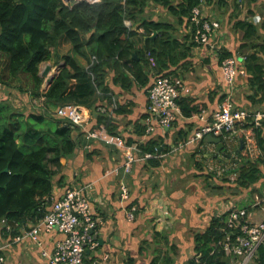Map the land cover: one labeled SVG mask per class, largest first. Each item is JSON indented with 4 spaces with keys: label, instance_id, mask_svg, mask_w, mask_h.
Masks as SVG:
<instances>
[{
    "label": "trees",
    "instance_id": "trees-1",
    "mask_svg": "<svg viewBox=\"0 0 264 264\" xmlns=\"http://www.w3.org/2000/svg\"><path fill=\"white\" fill-rule=\"evenodd\" d=\"M239 1L75 0L67 4L64 0H0V80L3 87L11 86L25 91L33 100L45 96L43 106L34 102V112L26 115L15 110L14 103L6 99L7 95H0V244H16V238L29 230V225L35 226L52 209L51 196L61 199L72 188L65 176L72 174L69 169L68 173L64 172L61 158L76 155L79 134L102 124L111 134H117L119 123L116 115L132 110L116 99L113 87L126 92L134 86L146 88L149 96L157 78H178L183 73L180 68L193 63L191 56L199 45L194 39L198 25L192 20L193 7L205 5V9L217 8L223 13L227 12L234 20L232 26L243 32L238 52L247 56L243 80L250 92L246 95L250 105L244 107L236 101L233 103L236 108L264 110V42H260L259 34L264 25L259 26L254 19H245V15L240 17L242 10ZM243 1L245 13L248 14L253 13L257 3L262 0ZM153 6H162L176 21L155 16L150 12ZM249 7L251 10L247 9ZM64 37L70 41L73 53L58 56L52 47H56ZM134 51H137V57L133 56ZM219 51L220 65L223 58L236 54L234 49L221 48ZM53 57L60 64L59 73L48 87H44L41 65ZM81 57L88 61L89 67L82 63ZM61 60L64 61L62 64ZM110 73L113 75L110 76ZM224 100L225 95L218 99L220 103L216 110ZM65 103L86 106L91 113L94 111L95 117L92 116L84 127L58 118L53 110ZM178 104L181 112L175 121L199 115L203 110L201 105L193 104V99L189 97H180ZM150 115L147 109L135 122L136 126L142 128L138 133H148L146 124L141 125L140 119ZM242 127L253 129L259 155L254 158L242 154L241 148L245 147L243 137L237 149L240 162L230 161L225 177L219 180L217 173L210 171L195 175L214 177L218 181L215 185L221 189L215 193L221 197L228 190L231 191L230 196H244L243 190H247L262 200L264 118L259 126L250 118ZM160 128L168 132L164 127ZM187 133L180 129L177 135L181 136H176L175 141L179 137L186 140ZM133 141L134 138L130 137L127 143ZM206 141L203 138L202 142ZM164 143V137L149 138L146 142L138 143V154H151V157L144 159L151 166H159L162 158L159 157V148ZM164 149L167 147L163 148V152ZM85 156L92 158L93 151H86ZM216 156L227 164L221 151ZM197 164L201 169L202 164ZM233 173H236L235 179L230 178ZM63 186L64 189L56 194L55 188ZM227 215L228 211L214 214L203 230L194 233L192 253H185L180 264H240L241 257L218 246L223 244L227 234L224 230ZM242 220H248V216ZM165 240L170 243L168 235ZM152 263L157 264L156 258ZM251 264H264V241L257 248Z\"/></svg>",
    "mask_w": 264,
    "mask_h": 264
},
{
    "label": "crops",
    "instance_id": "crops-1",
    "mask_svg": "<svg viewBox=\"0 0 264 264\" xmlns=\"http://www.w3.org/2000/svg\"><path fill=\"white\" fill-rule=\"evenodd\" d=\"M239 8L242 10L240 17L245 15V19L252 20L251 15H260L257 13L258 11L247 14L244 7L239 6ZM203 12L221 19L224 38L219 47L228 50L234 49L237 53L235 37L224 25L221 15L208 7L204 8ZM179 31L182 32V29ZM52 50L58 56L73 53L72 45L65 37L61 38L58 45L52 47ZM191 57H193V63H189L186 68L185 66L180 68L183 73L180 72L179 77L184 80L181 97L193 99V104L201 105L203 110L199 115L177 119L171 127L165 128L168 131L166 133L159 124L155 131L151 132L153 134L138 133V130L142 128L136 126L135 122L141 114L146 113L149 105H147L146 88L134 86L131 91L126 92L113 87L116 99L132 110L126 114L116 115L115 118L119 123L117 133L125 135L127 142L130 137L134 138L131 144L128 143L131 148L140 142H146L149 138L164 137L165 143L159 153V157H162L161 165L151 166L146 159H139L136 148H133V151L138 159L128 164L126 150L120 149L114 144L108 145L101 140H89L86 138V132L77 137L78 152L76 155L71 158H61L64 172L68 173L67 169H69L72 174L71 176L65 175L66 179L70 180L72 187L85 182L93 183L88 192L92 213L98 222L95 235L98 246L86 251L85 264H153L154 258H156L157 264H180L185 253H192L194 233L203 230L214 214L223 213L226 210L225 206L229 207V204L232 203V199L236 198L234 200L237 201L241 197V195L230 196V194L231 198L226 195L221 197L211 188L205 189L209 185L207 180H212L211 177L204 175L200 176V179L196 178L195 174L198 172L206 174L210 168H214V172L217 174L225 173L224 171L230 167V161L239 163L240 158H235L239 156L238 145L240 141L246 140V133L251 128L245 129L239 124L236 138L238 136L240 139L232 142L230 149L224 141L225 150L234 156L232 160L225 159L227 164H224L223 161L221 164H217L219 157L216 155L219 151L216 144L210 142L207 137H204L207 140L205 143L202 142L203 139L193 142L187 140L197 128L211 120L218 103H220L218 99L223 95L226 98L228 95V85L219 64L220 56H217V53L209 46L199 44L194 48ZM80 59L86 67L89 66L85 58L81 57ZM55 60L56 57H53L52 60L41 65L42 68L46 64L51 65L49 75L59 72L60 64ZM60 62L62 64L64 61ZM111 75L113 73H110ZM245 76L239 75L240 78L237 79V87L231 94V100L248 107L250 101L246 95L250 92L247 89V83L243 80ZM46 85L45 81L44 86H49ZM14 88L5 86L0 91V95L3 93L5 96L7 95L6 99L14 103L16 111L26 115L34 112L33 108H36L34 102L37 103V100H33L32 96L25 91H21V94L15 93L16 89L14 90ZM10 92L12 95L9 94ZM17 94L19 95L16 99ZM103 110L106 109L103 108ZM140 123L145 125V118L140 119ZM180 129L188 132L187 141L181 137L175 141L176 136H181L177 135ZM165 147L167 149H164L163 152ZM254 148L258 156L260 150L257 147L256 138ZM241 149H243L242 154L245 155L247 149L245 147ZM86 151H93L92 158L85 156ZM222 155L224 157L223 153ZM197 162L202 164L201 169ZM230 178L235 179L236 173L230 174ZM123 184L129 190L128 199L121 198ZM63 189L64 186L55 188L54 191L58 194ZM261 202H264V199ZM261 202L252 205L251 209L257 206L264 208V203ZM259 210L262 209L250 212L251 221L259 222L260 218H264V214L258 215ZM255 216H259V218H255ZM29 227L31 230L34 226L29 225ZM155 234L158 235L155 236ZM167 235L170 243L165 240ZM40 236L42 246L35 240L30 239V241L29 238L16 239V244L5 249L8 251L9 262L12 264H49L41 254L42 247L53 251L56 241L63 238L64 235L58 230H53L51 232L42 231ZM171 245L173 247H170Z\"/></svg>",
    "mask_w": 264,
    "mask_h": 264
},
{
    "label": "built area",
    "instance_id": "built-area-1",
    "mask_svg": "<svg viewBox=\"0 0 264 264\" xmlns=\"http://www.w3.org/2000/svg\"><path fill=\"white\" fill-rule=\"evenodd\" d=\"M98 2L100 0H89ZM244 1H239V6L243 7ZM205 5L195 6L192 9V20L198 25L194 33V39L200 45L209 46L213 49L217 56H220L219 44L224 38L221 19L213 17L210 13L203 12ZM247 56L237 52L235 55L227 56L221 61V68L224 79L228 85V95L219 105V108L213 113L211 120L206 122L201 129L194 132L189 142L203 139L208 134L222 137L228 148L231 143L238 141L236 138L237 126L244 124L250 118L256 126L261 124L264 118V110H248L236 108L231 94L237 87V79L239 75H246ZM89 67V66H88ZM184 88V80L182 77L171 78L170 76H162L155 80L149 91L148 111L151 114L145 119L147 132L155 131L156 124L161 127L169 128L173 125L176 116L181 112L178 99L182 95ZM3 89V83L0 80V91ZM45 101V96H41L37 100V104L41 107ZM58 118L70 120L73 124L85 126L92 117L91 110L83 105L75 103H65L54 110ZM120 134H111L105 125L89 130L86 132V138L89 140H101L107 144H114L120 149L126 150L128 164L138 159L133 148L129 146L127 140ZM248 143L255 146V135L253 129H249L246 133ZM253 155L254 150H250ZM151 154L140 156L139 159L151 157ZM93 183L88 182L69 188L61 199L51 196L53 202L52 209L37 222L31 230L24 232L22 236L16 239H24L31 237L40 246L42 242L38 235V231L44 230L50 232L58 230L64 235L56 241L55 248L50 251L42 247V253L47 258L49 264H85L86 251L95 249L98 246L96 239L97 220L93 216L91 200L89 197V189ZM121 198H129V190L125 184L121 186ZM228 216L226 219L227 232L225 240L218 246L223 247L242 258L241 264H250L259 245L264 241V220L259 222L243 221L242 218L248 212L246 208L231 209L227 208ZM250 222V223H249ZM11 246L9 243L0 244V264H10L7 260L4 250Z\"/></svg>",
    "mask_w": 264,
    "mask_h": 264
},
{
    "label": "rangeland",
    "instance_id": "rangeland-1",
    "mask_svg": "<svg viewBox=\"0 0 264 264\" xmlns=\"http://www.w3.org/2000/svg\"><path fill=\"white\" fill-rule=\"evenodd\" d=\"M73 1H75V0H71V2H73ZM71 2H69V3H71ZM154 9V10H153ZM247 9H249V10H251V8L249 7V8H247ZM215 10L221 15V17H222V20H223V23H224V25H226L229 29H230V31L233 33V36L235 37V42H236V46L238 47L239 45H238V43H239V41L241 40V35H242V31H240V30H238V29H236L234 26H232V24H233V19L232 18H230L229 17V15L227 14V12L226 13H223V11H221V10H219V9H217V8H215ZM152 11V13H154L155 14V16H160L163 20H168V21H176V18L171 14V13H167L166 12V10L162 7V6H153L152 8H151V10H150V12ZM255 11H258L257 13H259L260 15H251L250 17L252 18V19H254V20H256L257 22H259L258 23V25L259 26H261V25H264V0H262V1H259L258 3H257V5L255 6V10L253 11V12H255ZM150 12H148V14H151ZM256 13V12H255ZM179 31V30H178ZM259 34H260V42H264V26L260 29V32H259ZM26 87V86H25ZM16 89V90H15ZM14 90H15V93H20L21 94V91H19L17 88H14ZM10 95H12V92H10L9 93ZM18 95L19 94H17V96H15V98L17 99L18 98ZM15 98H13V99H15ZM16 102V101H15ZM106 109V108H105ZM104 111H106V110H104ZM92 116L93 117H95V114H94V111H93V113H92ZM51 126L53 127V125L51 124ZM56 127V126H55ZM124 139H126L127 137L125 136V135H123L122 136ZM237 139L239 140L240 139V137H238L237 136ZM108 145H112V144H108ZM138 145V144H137ZM245 149H247V150H245V156L246 155H250L251 157H254V158H256L257 157V151H256V149L254 148V145L253 144H250V143H248V140L246 139L245 140ZM117 148V147H116ZM249 149L250 150H253L254 149V151H253V155H251L250 154V151H249ZM138 156L140 157V156H142L141 154H138ZM237 156V155H236ZM143 157V156H142ZM235 158H239L238 156L237 157H235ZM220 160V158H218V163L217 164H221V160ZM211 166H213V165H211ZM211 170V171H210ZM208 171H210V172H214V168H210ZM225 172V171H224ZM224 173H220V174H217V176H219V180H220V178H222V177H225V175L226 174H224ZM201 175H197L196 176V178H201L200 177ZM212 180H207V182L209 181L210 182V184L207 186V187H205V189L206 188H211L213 191H219V190H221L220 188H218L217 187V185H215V184H218V181L214 178V177H212L211 178ZM214 185V186H213ZM225 190H227V189H225ZM197 191V190H196ZM229 192H227V194L226 195H228V194H231V191L230 190H228ZM233 192V191H232ZM243 192H245L243 195L244 196H241L240 198H239V200H237V201H235L234 199H236V198H234V199H232V203L231 204H229V207L231 208V209H243V208H241V207H244V208H247L248 210H247V212L249 213L248 214V219H250V216H251V213L250 212H252L253 210H257V209H262V210H259V214L258 215H263L264 214V208H261V206L260 207H255V208H252L251 209V206L253 205H255V204H258V202H261L262 200H261V198H259V197H257V195H252L251 193H249V191H247V190H243ZM228 198H231V197H229L228 196ZM253 200V201H252ZM234 206V207H233ZM227 208L228 207H226L225 206V211H227ZM217 214V213H216ZM228 216V215H227ZM255 218H259V216H255ZM261 219V220H260ZM259 220L260 221H262V220H264V218L262 219V218H260ZM44 231V230H43ZM40 232H42V230H40V231H38V235H39V237H40V240L42 239L41 238V236H40ZM51 232V231H50ZM29 238V240L31 239V240H33L31 237H27V238H24V239H28ZM30 240V241H31ZM41 242H42V240H41ZM12 246V245H11ZM10 247V246H9ZM45 248V247H44ZM7 249V248H6ZM46 249H48V248H46ZM49 250V249H48ZM8 251L7 250H5V252H4V254H5V256H6V258H7V260H8V253H7ZM41 254H42V256L44 257V258H46L44 255H43V253H42V250H41ZM47 259V258H46ZM9 261V260H8ZM251 262H252V260H251ZM10 263V262H9ZM10 264H12V263H10ZM251 264V263H250Z\"/></svg>",
    "mask_w": 264,
    "mask_h": 264
},
{
    "label": "water",
    "instance_id": "water-1",
    "mask_svg": "<svg viewBox=\"0 0 264 264\" xmlns=\"http://www.w3.org/2000/svg\"><path fill=\"white\" fill-rule=\"evenodd\" d=\"M64 1L67 4H69V2H71V0H64ZM127 24H130V22L127 21ZM155 35H153V37ZM133 56L134 57H137V51H134L133 52ZM50 70H51V65L50 64H46V66L44 68H42V66H41V73H40V75L43 76V77H45V81H46L47 85H50L52 83V81L55 79V77L59 73L58 72L56 74L49 75V71ZM206 137H207V139L210 142H213V143L216 144L218 151L219 152L221 151L224 154V156L226 157L227 160H232L234 158V156L230 152H228V151L225 150V142H224V140L221 137L215 136V135H212V134H208ZM161 151H162V147L159 148V153Z\"/></svg>",
    "mask_w": 264,
    "mask_h": 264
},
{
    "label": "clouds",
    "instance_id": "clouds-1",
    "mask_svg": "<svg viewBox=\"0 0 264 264\" xmlns=\"http://www.w3.org/2000/svg\"><path fill=\"white\" fill-rule=\"evenodd\" d=\"M89 1V0H88ZM91 2V1H90ZM45 87V86H44Z\"/></svg>",
    "mask_w": 264,
    "mask_h": 264
}]
</instances>
